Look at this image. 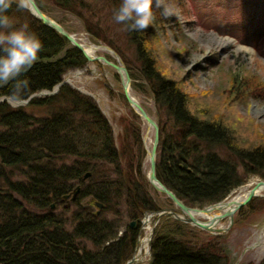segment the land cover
Masks as SVG:
<instances>
[{
    "label": "trees",
    "instance_id": "16d2710c",
    "mask_svg": "<svg viewBox=\"0 0 264 264\" xmlns=\"http://www.w3.org/2000/svg\"><path fill=\"white\" fill-rule=\"evenodd\" d=\"M172 1L164 4L172 8ZM36 2L48 15L47 8L53 5L83 19L90 35L106 42L126 62L132 90L151 94L160 114L156 175L185 204L202 207L219 202L251 176L264 179V145H240L221 113L202 117L191 110L188 93L156 68L151 49L155 20L142 31H130L121 23L134 50L140 71L136 75L116 42L99 33L79 11L83 0ZM103 2L112 14L122 4V0ZM160 10L153 6L155 24L161 23ZM5 14L16 27L26 24L42 43L38 59L20 77L29 82V96L51 90L66 71L86 63L76 47L37 21L18 0H11ZM11 87V83L0 85V97L7 96ZM129 110L132 116L120 122L123 129L116 142L95 100L68 84L53 95L32 97L25 107L0 102V264H119L130 258L139 232L128 224L118 236L123 220H136L171 201L165 197L168 203H160L153 197L157 191L143 167L142 120ZM78 184V194L70 200L73 208L68 210L63 196ZM89 197L93 203L85 204ZM96 203L102 204L99 211L93 207ZM159 220L146 264H231L229 251L213 244L210 236L199 244L194 240L189 229L198 231L196 227L168 215ZM257 264H264V257Z\"/></svg>",
    "mask_w": 264,
    "mask_h": 264
},
{
    "label": "rangeland",
    "instance_id": "374dc122",
    "mask_svg": "<svg viewBox=\"0 0 264 264\" xmlns=\"http://www.w3.org/2000/svg\"><path fill=\"white\" fill-rule=\"evenodd\" d=\"M103 1L106 2L83 0L81 8H77L89 19L90 24L98 27L99 33L116 42L130 61V70L138 75L140 71L135 64L134 50L130 43L128 45L125 30L121 23L116 22L112 10ZM51 7L47 8L50 10L49 14L62 20L78 41L88 45H101L96 43L101 40L88 34L83 19L76 14L54 8L53 5ZM171 7L172 13L168 16H164L162 10L159 11L157 16L161 17L160 24H155L156 19H153L156 36L154 35L151 49L156 68L166 77L176 80L180 89L188 93L191 110L194 109L200 116L203 115L202 117L221 113L223 121L228 122L236 142L240 145H264V0H173ZM150 36L152 38V35ZM219 37L227 38V42H219ZM238 46L248 49L238 51ZM95 51L103 54L106 50L97 48ZM63 79L93 95L108 118L117 142L123 129L120 122L125 116H132L129 110L131 106L126 103L122 93L119 75L110 67L94 62L65 72ZM132 92L145 110L159 121L158 106L151 94L142 90ZM141 126L142 133L147 135L144 142L143 167L148 173L147 150L152 146L153 128L148 130L143 120ZM255 179L260 178L251 176L239 185L229 198L245 190ZM152 194L160 203H168L164 199L166 195L163 196L158 191ZM259 194L261 196L251 198V201L233 214L229 229L220 235L197 227L198 231L188 228L191 235L196 237L194 240L199 244L201 240L207 241L205 239L210 236L213 244H221L229 251L231 264L260 262L264 257V189ZM67 201L69 210L73 208V204L69 198ZM83 202L93 203L91 197ZM93 207L96 211L100 210L95 204ZM160 207L174 205L168 203ZM56 210L60 211L61 207ZM65 214L70 217L68 211ZM108 217H111V214H108ZM161 217L150 219V229L153 233ZM205 217L207 215L197 216L201 220H205ZM229 222V218H223L217 227L225 228ZM128 224V220L124 219L117 230L118 236L123 235ZM70 226L71 224L68 228ZM148 230L145 222H140V234L133 255ZM214 236L219 238L213 239ZM84 244L93 248L89 241L85 240ZM149 252L150 249L139 264H146L150 257Z\"/></svg>",
    "mask_w": 264,
    "mask_h": 264
},
{
    "label": "water",
    "instance_id": "95a60500",
    "mask_svg": "<svg viewBox=\"0 0 264 264\" xmlns=\"http://www.w3.org/2000/svg\"><path fill=\"white\" fill-rule=\"evenodd\" d=\"M28 3L27 9L31 12V14L36 18L37 21L42 22L44 25L51 27L55 31H57L60 35L62 34L68 42L73 44L82 54H84L87 61L93 62L94 60H98L102 63H106L113 67L115 72H118L122 86H123V93L125 96V99L127 103L131 105L134 112L138 114L144 122L147 124V129L149 130L151 126L154 128V137L152 141V147L147 150V156L149 158V164H148V173L147 178L149 183L154 187L159 193H162L166 195L167 198H169L174 205V207H165L161 208L159 211H154L152 214L157 218H159L162 215H170L175 220L178 219L184 223H190L191 225L195 227H199L200 229H203L207 232H211L213 234H220V232H226L233 221V214L240 209L243 205L247 204L249 201H251V198L255 196H261L259 194V190L264 189V180L263 179H255L252 183L253 185L245 192V196L240 201H234L233 198H229L228 200H221L219 202L208 204V206L204 207H192L187 204H185L180 198L177 197V195L169 188L166 187L165 184H163L160 179L156 175V159H157V147H158V124L156 121L152 118L151 115L146 113L141 103H137L135 98L129 93V87H130V75L129 72L126 70L125 65L123 61L120 60L119 57L116 58V62L108 60L106 57L92 54L89 51L85 49L84 44L77 41L74 34L69 33L64 29V27L59 24L57 21H55L51 16H48L46 13H44L39 6H37L35 0H26ZM107 48V47H106ZM60 85H57L53 92L56 91L59 88ZM53 92H47L42 91L39 94H31L30 97L34 95H42V94H50ZM147 138L146 133L143 136V141ZM89 172L85 175L88 176ZM79 189V186H77L72 192V199L77 194V191ZM68 197V195H65V198ZM228 198V197H227ZM225 198V199H227ZM53 206V205H52ZM97 206L99 208L102 207L101 203H97ZM213 212V213H212ZM204 216L205 220H201L197 218V216ZM148 216L147 212L145 213L144 217ZM228 217L230 219V222L227 227H216V224L219 222V220ZM141 219L130 221V227L134 228L137 224V221H140ZM153 231L151 230L149 234V239L152 236ZM137 262L135 255L132 256L129 260L125 261L121 264H135Z\"/></svg>",
    "mask_w": 264,
    "mask_h": 264
},
{
    "label": "clouds",
    "instance_id": "9594fccd",
    "mask_svg": "<svg viewBox=\"0 0 264 264\" xmlns=\"http://www.w3.org/2000/svg\"><path fill=\"white\" fill-rule=\"evenodd\" d=\"M154 5L163 10L164 16L172 13L164 0H122L114 19L117 23L126 24L130 31L145 30L154 19ZM10 6L11 0H0V85H12L9 94L0 97V102L20 108L27 106L32 98L28 95L29 82L20 77L38 59L42 43L26 24L19 27L13 24L5 14Z\"/></svg>",
    "mask_w": 264,
    "mask_h": 264
},
{
    "label": "bare ground",
    "instance_id": "6f19581e",
    "mask_svg": "<svg viewBox=\"0 0 264 264\" xmlns=\"http://www.w3.org/2000/svg\"><path fill=\"white\" fill-rule=\"evenodd\" d=\"M219 42H227V38H224V37H219ZM84 46H85V49L87 50V51H90V52H92V53H94L92 50H93V47H90L88 44H84ZM248 48L247 47H242V46H238L237 47V50L238 51H244V50H247ZM95 63H97V62H95ZM98 64H100V63H98ZM125 68H126V70L128 71V67L127 66H125ZM77 75H78V73H77ZM130 78H131V76H130ZM119 79H120V82H121V78H120V76H119ZM63 80V77H62V79H61V81ZM121 87H122V93H123V86H122V82H121ZM132 88V87H131ZM131 88H130V90H131ZM133 94V93H132ZM134 95V94H133ZM123 96H124V93H123ZM125 97V96H124ZM135 100H136V102L137 103H140V102H138V100L136 99V97H135ZM141 105H142V103H141ZM143 106V105H142ZM87 173H85L84 174V176H83V178L84 179H86V178H88V176H89V174H88V176H86L85 177V175H86ZM254 182V180H252L247 186H246V189L245 190H243V191H240V193H238V194H236L234 197H233V199H234V201H240L245 195V192L253 185L252 183ZM77 186H79V184L78 185H76V187ZM75 187V188H76ZM74 188V189H75ZM79 188H80V186H79ZM74 189H72L68 194H65V195H68V197H66L65 198V195L63 196V198L64 199H70V200H74L75 198H76V195L78 194V191H77V194L75 195V197L72 199V195H73V190ZM79 190V189H78ZM259 193L261 192V190H259L258 191ZM143 221L145 222V224H146V228H148L149 230H150V217L149 216H145L144 217V219H143ZM147 231V233L145 234V236L140 240V245L138 246V248H137V251H136V258L137 259H143L144 258V256H145V254H146V252H147V250H148V244H149V242H148V238H149V234H150V231Z\"/></svg>",
    "mask_w": 264,
    "mask_h": 264
}]
</instances>
